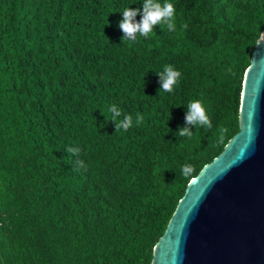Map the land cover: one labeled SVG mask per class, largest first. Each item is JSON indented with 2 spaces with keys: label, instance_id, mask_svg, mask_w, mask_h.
Listing matches in <instances>:
<instances>
[{
  "label": "trees",
  "instance_id": "1",
  "mask_svg": "<svg viewBox=\"0 0 264 264\" xmlns=\"http://www.w3.org/2000/svg\"><path fill=\"white\" fill-rule=\"evenodd\" d=\"M167 2L175 29L129 41L121 13L142 12L143 0H0V171L12 209L0 218V264H150L187 183L238 131L264 0ZM166 65L181 76L159 93ZM194 100L212 127L179 137ZM114 105L117 122L132 117L127 131L115 130Z\"/></svg>",
  "mask_w": 264,
  "mask_h": 264
},
{
  "label": "water",
  "instance_id": "2",
  "mask_svg": "<svg viewBox=\"0 0 264 264\" xmlns=\"http://www.w3.org/2000/svg\"><path fill=\"white\" fill-rule=\"evenodd\" d=\"M264 29L244 71L238 131L189 180L150 264H264Z\"/></svg>",
  "mask_w": 264,
  "mask_h": 264
},
{
  "label": "clouds",
  "instance_id": "3",
  "mask_svg": "<svg viewBox=\"0 0 264 264\" xmlns=\"http://www.w3.org/2000/svg\"><path fill=\"white\" fill-rule=\"evenodd\" d=\"M175 7L172 3L167 2L161 4L157 0H143L142 12L139 8L132 10L130 7L125 8L122 14V20L120 21L118 27L123 33L122 40L135 41L137 34L147 37L153 32L157 25L164 24L167 26L169 31L175 29ZM137 15L141 16L139 22H137ZM187 28V24L184 25ZM264 42V41H262ZM230 71V69H229ZM159 77L160 90L164 92H172L174 86L178 82L181 73L171 65H166L162 72L156 73ZM187 111L185 113V126L180 128L177 132L179 137L191 138L193 136L192 128L199 126L212 127V123L206 113V109L200 100L191 101L186 107ZM109 111L112 113V121L115 122V130L120 131L121 129L127 131L132 126V117L125 116L123 120L117 122V118L121 116L120 110L114 105ZM143 122V116L137 113L136 123L140 124ZM220 138H223V134L227 132V129L221 127L219 129ZM68 152L72 153L74 156L79 157L80 149L69 147ZM77 168H85L84 161L76 160ZM192 171L191 165H184L182 167V172L184 175L190 174Z\"/></svg>",
  "mask_w": 264,
  "mask_h": 264
},
{
  "label": "rangeland",
  "instance_id": "4",
  "mask_svg": "<svg viewBox=\"0 0 264 264\" xmlns=\"http://www.w3.org/2000/svg\"><path fill=\"white\" fill-rule=\"evenodd\" d=\"M193 33L199 38H202L204 36L203 28L198 22L193 24ZM6 182V177L0 171V218H7L12 213L8 196L4 191Z\"/></svg>",
  "mask_w": 264,
  "mask_h": 264
}]
</instances>
